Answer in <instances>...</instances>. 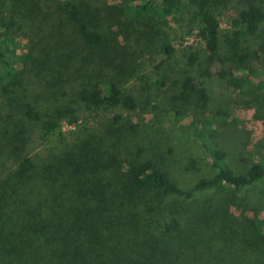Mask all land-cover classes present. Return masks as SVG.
Here are the masks:
<instances>
[{"label":"trees","instance_id":"16d2710c","mask_svg":"<svg viewBox=\"0 0 264 264\" xmlns=\"http://www.w3.org/2000/svg\"><path fill=\"white\" fill-rule=\"evenodd\" d=\"M130 3L145 15L0 0V264H264V159L208 139L231 123L217 87L238 64L264 94V0ZM171 22L196 40L175 44ZM252 105L264 124V96ZM94 112L106 121L61 138ZM160 113L193 116L212 176L179 186L144 122Z\"/></svg>","mask_w":264,"mask_h":264},{"label":"rangeland","instance_id":"374dc122","mask_svg":"<svg viewBox=\"0 0 264 264\" xmlns=\"http://www.w3.org/2000/svg\"><path fill=\"white\" fill-rule=\"evenodd\" d=\"M131 0H107L110 4H120L126 6L131 11L133 17H143L144 11L141 9H133ZM220 27L223 32L231 29V23L227 13L219 16ZM173 30L171 35L176 37V43L184 42L190 44L196 40L195 32L188 34L189 30L183 25L178 28L174 22H171ZM176 29V30H175ZM175 30V32H173ZM180 38H183L182 40ZM242 63L237 67H241L234 72L231 83L223 89L218 85V89L222 94L218 97L216 105L225 106V110L230 113L229 121L231 122L227 128L220 129L222 133L214 136L213 139L208 138L212 144L218 143L226 150H229L234 160V164H238L240 158H248L251 160L264 159V148L261 147L264 142V124L255 118L256 105H252V99L264 96L263 92L258 88L259 80L246 72L242 67ZM144 119V118H143ZM106 121V115L102 112H94L88 115V120L82 122L79 127H73L64 123L62 126V136L66 141L71 142L77 135L79 128L98 127ZM144 122L149 124L153 141L162 150L164 164L169 169L175 181L184 189L191 188L195 182L202 177H210L215 172L211 168V161L208 152L203 147L200 139L195 136L193 116L190 114L182 118H177L173 114H157L156 117L146 116ZM85 125V126H84ZM220 125V124H219ZM216 120H213L210 128L220 127ZM228 134V136H227ZM206 137L210 135L206 134ZM222 135V136H221ZM52 142L47 144L37 143L34 147V154H45L48 149L56 146L58 137H52ZM54 141V142H53ZM52 147V148H53ZM251 157V158H250ZM241 163V162H239ZM221 190H211L204 194L197 195L193 203L197 201L201 204L219 197ZM233 193V190L232 192ZM198 205V204H197ZM264 219V215H262Z\"/></svg>","mask_w":264,"mask_h":264}]
</instances>
